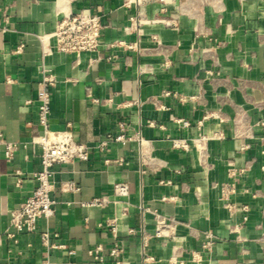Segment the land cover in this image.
I'll list each match as a JSON object with an SVG mask.
<instances>
[{"label":"crops","instance_id":"obj_1","mask_svg":"<svg viewBox=\"0 0 264 264\" xmlns=\"http://www.w3.org/2000/svg\"><path fill=\"white\" fill-rule=\"evenodd\" d=\"M167 1L0 0V264H115L116 244L125 264H264V0ZM83 9L105 26L100 52L60 54L51 38L43 58L39 38ZM44 68L58 81L49 129L90 158L54 166L55 215L28 234L10 221L37 188ZM121 134L142 141L101 147Z\"/></svg>","mask_w":264,"mask_h":264},{"label":"built area","instance_id":"obj_2","mask_svg":"<svg viewBox=\"0 0 264 264\" xmlns=\"http://www.w3.org/2000/svg\"><path fill=\"white\" fill-rule=\"evenodd\" d=\"M152 2H160L163 4V11L168 4L167 0H128L127 6L135 5L136 7L149 4ZM139 23V21H136ZM105 26L97 15H93L89 10L83 9L79 12H72L58 21L52 36H41L40 42L42 46V56L45 58L51 53L49 41L51 38L55 41L54 49L60 54H74L79 58L83 53L98 54L101 50V36ZM223 43L219 41L218 44ZM24 45L17 49V53H21ZM163 66L168 68L170 62H164ZM57 79L45 68L42 71V91L39 97L40 105L38 107L39 123L43 126L42 132L33 139L32 144L41 148V168L35 173L37 188L33 194L28 197L22 205L11 212L10 226L17 232H26L33 234L38 229V222L41 219L48 220L55 215L56 200L52 198L54 192L53 168L60 164H69L76 160L88 161L90 158L89 149L85 144L76 142L74 134L71 131L54 132L49 129V115L51 107L50 90L57 86ZM166 92L165 95H170ZM28 103H31L30 101ZM182 127L187 128L190 124L185 120H177ZM202 125V122L199 124ZM264 127V121L260 124ZM124 127V126H122ZM210 138L215 136V131H209ZM216 137V136H215ZM131 140L142 141L140 136L128 138L126 135L119 136L108 135L107 139L101 147H105L108 142H126ZM172 148L176 150H188L189 142L185 139H172ZM17 145L11 142L5 143V157L12 160ZM106 160V163H109ZM118 164H122L123 160H116ZM161 183H164L163 181ZM70 191H78L74 184H67ZM115 193L120 196L128 195V188L125 185L117 184L114 186ZM91 206H100L98 201H93ZM245 213L248 212L244 208ZM247 216H244V221ZM116 232V230H114ZM157 235H161L160 232ZM208 240L203 244V249L210 252L213 248V240L208 236ZM43 243L50 245V234L48 232L41 234ZM51 247H59L50 245ZM102 247L89 250L88 254L95 261H103ZM123 249L116 244L110 251L111 256L115 258V264H125L122 255ZM195 257V256H194Z\"/></svg>","mask_w":264,"mask_h":264}]
</instances>
